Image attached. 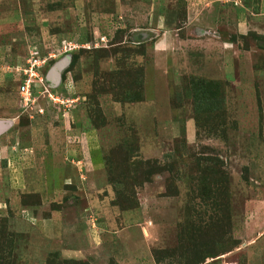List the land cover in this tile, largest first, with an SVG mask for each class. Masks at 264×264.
<instances>
[{
  "label": "rangeland",
  "instance_id": "rangeland-1",
  "mask_svg": "<svg viewBox=\"0 0 264 264\" xmlns=\"http://www.w3.org/2000/svg\"><path fill=\"white\" fill-rule=\"evenodd\" d=\"M200 78L223 107L197 120ZM0 120L1 264H189L218 235L200 264H264V0H0Z\"/></svg>",
  "mask_w": 264,
  "mask_h": 264
},
{
  "label": "trees",
  "instance_id": "trees-1",
  "mask_svg": "<svg viewBox=\"0 0 264 264\" xmlns=\"http://www.w3.org/2000/svg\"><path fill=\"white\" fill-rule=\"evenodd\" d=\"M192 95L195 103V111L197 114V120H200L201 117L209 118L210 113L221 110L223 107L220 97L219 83L217 81L207 80V79H194L193 80ZM125 99L129 100H140L141 95L136 89L132 91L127 90ZM209 113V114H208ZM197 126H199L197 124ZM136 168H139L141 164H133ZM154 165H150L148 173H145L148 178H151L152 174L156 173V169L152 168ZM161 169V167L159 168ZM178 174V170L176 171ZM201 178L207 181L210 191L219 190L218 187H213L216 185L215 182L218 181L220 185V179H225L220 175V172L214 167H206V170L201 171ZM149 180V179H148ZM207 184V183H206ZM219 188V189H218ZM221 190V189H220ZM215 193V194H216ZM211 195V194H210ZM219 237H203L200 241L199 238L195 239V242L189 245V252L191 253V261L189 264H200L204 262L209 257H217L220 254H223L229 251L231 248L230 240L225 239L224 235H218ZM2 243V242H1ZM0 257V264L2 262ZM47 264H88L82 260H67L65 262L57 261L51 259Z\"/></svg>",
  "mask_w": 264,
  "mask_h": 264
},
{
  "label": "built area",
  "instance_id": "built-area-1",
  "mask_svg": "<svg viewBox=\"0 0 264 264\" xmlns=\"http://www.w3.org/2000/svg\"><path fill=\"white\" fill-rule=\"evenodd\" d=\"M46 58H42L37 54L31 55L28 60L27 65L22 68L20 72L21 80L18 84V93L20 95L22 104L26 109H33L35 107V87L39 86L36 83V80L39 79L41 82H44V77L41 76V67L45 65ZM41 70V71H40ZM43 93L44 91L38 90ZM48 91V90H47ZM48 96L54 105H57L58 108L66 110L72 102L75 101L74 98L63 97L56 95L53 92H49ZM40 112H43L44 109L40 108Z\"/></svg>",
  "mask_w": 264,
  "mask_h": 264
},
{
  "label": "water",
  "instance_id": "water-1",
  "mask_svg": "<svg viewBox=\"0 0 264 264\" xmlns=\"http://www.w3.org/2000/svg\"><path fill=\"white\" fill-rule=\"evenodd\" d=\"M61 65H59L58 68L54 67L52 70H51V73H50V79L52 81H55V80H58L59 78V69H61ZM10 126V121L9 120H0V134L3 133L4 131H6V129Z\"/></svg>",
  "mask_w": 264,
  "mask_h": 264
}]
</instances>
